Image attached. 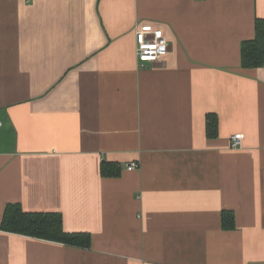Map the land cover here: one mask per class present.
<instances>
[{
	"label": "crops",
	"instance_id": "obj_1",
	"mask_svg": "<svg viewBox=\"0 0 264 264\" xmlns=\"http://www.w3.org/2000/svg\"><path fill=\"white\" fill-rule=\"evenodd\" d=\"M257 18L264 0H0V264H264ZM147 23L169 50L143 66ZM9 204L90 247L2 229Z\"/></svg>",
	"mask_w": 264,
	"mask_h": 264
},
{
	"label": "trees",
	"instance_id": "obj_2",
	"mask_svg": "<svg viewBox=\"0 0 264 264\" xmlns=\"http://www.w3.org/2000/svg\"><path fill=\"white\" fill-rule=\"evenodd\" d=\"M243 67H259L264 65V20H256V36L242 44ZM217 117L208 116V132L211 136L217 134ZM113 163L103 164V174L118 176L119 171L113 168ZM112 167V168H111ZM223 227H235L233 210H224L222 213ZM2 229L44 239L63 242L70 245L90 247L91 236L87 232H68L63 227L61 214L52 212H26L19 204H9L5 210Z\"/></svg>",
	"mask_w": 264,
	"mask_h": 264
},
{
	"label": "built area",
	"instance_id": "obj_3",
	"mask_svg": "<svg viewBox=\"0 0 264 264\" xmlns=\"http://www.w3.org/2000/svg\"><path fill=\"white\" fill-rule=\"evenodd\" d=\"M137 56L139 62L145 64H155L161 61L169 50V44L160 28L152 24H141L136 27ZM2 122L0 121V126ZM242 133L232 136L233 146H240L242 143ZM138 167L136 162L129 165L130 169Z\"/></svg>",
	"mask_w": 264,
	"mask_h": 264
}]
</instances>
